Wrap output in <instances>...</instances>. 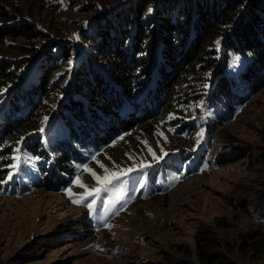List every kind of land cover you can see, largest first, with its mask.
Wrapping results in <instances>:
<instances>
[{"label": "rangeland", "instance_id": "374dc122", "mask_svg": "<svg viewBox=\"0 0 264 264\" xmlns=\"http://www.w3.org/2000/svg\"><path fill=\"white\" fill-rule=\"evenodd\" d=\"M126 1L0 0L7 22L24 20L40 33L19 35L11 26L0 41V264H202L200 229L237 264H264V254L239 248L245 233L264 232V85L233 110L191 99L199 90L182 87L173 111L89 150L70 163L61 186L35 185L36 150L59 161L57 141L68 135L61 104L92 21ZM50 40L71 44L73 56L40 67ZM231 68L235 74L240 65ZM44 73L49 90L33 108L30 86ZM85 166L117 178L80 200L77 178L89 190L100 187Z\"/></svg>", "mask_w": 264, "mask_h": 264}, {"label": "trees", "instance_id": "16d2710c", "mask_svg": "<svg viewBox=\"0 0 264 264\" xmlns=\"http://www.w3.org/2000/svg\"><path fill=\"white\" fill-rule=\"evenodd\" d=\"M9 17L0 4V41L13 32L6 29L11 26L19 35H40L31 23H10ZM104 17L92 21L90 45L61 104L68 135L57 141L59 161L36 150L41 156L37 186H61L70 163L86 160L89 150L173 111L174 95L182 87L199 90L184 93L191 99L233 110L264 85V0H130ZM72 49L50 40L39 52L40 67L69 59ZM235 63L240 69L234 74ZM49 82L44 73L30 86L33 108ZM195 239L202 264H237L217 247L211 231L200 229ZM239 248L258 258L264 254V232L245 233Z\"/></svg>", "mask_w": 264, "mask_h": 264}, {"label": "snow or ice", "instance_id": "6c2138e0", "mask_svg": "<svg viewBox=\"0 0 264 264\" xmlns=\"http://www.w3.org/2000/svg\"><path fill=\"white\" fill-rule=\"evenodd\" d=\"M149 12H151V9H149ZM41 131H43V128L41 129ZM161 135H162V134H161ZM149 151L151 152V149H149ZM152 155L154 156V158L159 159L158 157H155V153H152ZM16 159H18V157H17ZM144 166H146V165H144ZM12 167L15 168L16 165H12ZM85 170L88 171V172H90V173L92 174L93 178L97 181V184H98L100 187H97V188H94V189L89 190V189H87V186H86V185H83V184L79 181V178H77V181H76V182L79 184V186L85 188V193H84V195L80 198V200L87 199V197H88L89 195H94V194H96V193L99 192V191L105 190L104 186L107 185V184H110L111 181H112L113 179H116V178H117V175H116L115 172L108 173V174L105 175L103 178H101V177L97 176L94 172H92L91 169H88L86 166H85ZM130 170H131V169H130ZM106 172H107V170H106ZM9 179H11V176H9ZM68 194H69L70 197L72 196V193H71V190H70V189L68 190ZM80 200H74L73 202H74V203H79ZM87 206H88L89 208H91V204H88ZM106 226H107V225H106Z\"/></svg>", "mask_w": 264, "mask_h": 264}]
</instances>
